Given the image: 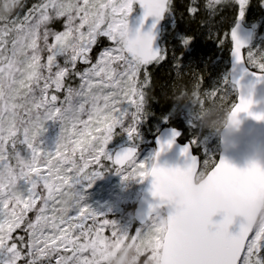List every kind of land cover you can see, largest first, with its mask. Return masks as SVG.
<instances>
[{
  "label": "snow or ice",
  "instance_id": "snow-or-ice-1",
  "mask_svg": "<svg viewBox=\"0 0 264 264\" xmlns=\"http://www.w3.org/2000/svg\"><path fill=\"white\" fill-rule=\"evenodd\" d=\"M238 2L243 16L247 0ZM225 3L210 0L208 7ZM137 5L144 15L134 27ZM21 7V0H4L0 11V264H44L53 256L55 264H100L94 257L103 256L110 244L125 242L150 247L161 256V264H264V229L240 225L232 234L230 220L224 218L213 228L183 232L175 227L179 209L169 214L167 226L160 223L156 201L183 168L158 163L148 167L135 147L116 155L107 150L117 127H123L129 139L137 136L149 66L167 58L153 47L156 23L148 31L144 27L149 18L158 22L171 10L172 0H38L13 18L11 13ZM189 12L197 13V7L191 6ZM102 38L111 43L94 60L93 51ZM232 39L238 61L254 62L258 78L264 80V59L255 60L250 52L245 55L246 45L235 32ZM81 64L87 67L81 70ZM76 79L79 84L73 87ZM240 84L236 83L240 94L230 107L232 116L254 115ZM218 93L221 101L230 95L225 87L208 93L209 99ZM50 120L62 123L55 151L43 149L39 139ZM179 135L160 143L157 158ZM20 144L30 150L29 158L16 151ZM183 155L190 160L184 168L206 169L215 189L240 198L264 194V167L256 163L245 170L226 160L209 159L201 165L190 146ZM105 161L125 179L154 178L155 202L145 218L147 227L135 236L121 232L114 221L85 205L77 189L85 180L90 187L107 167ZM21 180L27 183L23 192L18 188ZM69 187L76 197L71 211L65 212L61 196ZM209 214L206 210L205 219ZM105 229L110 235L104 234ZM17 230L23 234L14 237Z\"/></svg>",
  "mask_w": 264,
  "mask_h": 264
},
{
  "label": "trees",
  "instance_id": "trees-1",
  "mask_svg": "<svg viewBox=\"0 0 264 264\" xmlns=\"http://www.w3.org/2000/svg\"><path fill=\"white\" fill-rule=\"evenodd\" d=\"M235 1L226 0L225 4L217 5L212 9L208 7L209 0H195V5L193 0H172V9L165 15L161 37L162 53L167 55V58L159 64L149 66L150 83L145 89L144 113L137 126L136 138L128 140L126 146L138 148L140 154L146 150L154 151L153 140L157 133L166 127L174 128L181 134L180 143H191L194 154L201 158V163L205 162L202 158L205 156L202 154L203 147H208L217 139L219 140V136L202 128L199 117L192 110L191 105L178 104L176 98L191 94L195 90L208 94L227 87L230 95L226 100L221 101L218 93L217 97L211 100L208 95L207 99L201 98L200 103L201 105L215 103L223 108H230L235 103L236 91L228 81L230 33L237 24L245 26L240 17V6ZM251 1L253 0H247L243 8L242 17L246 16L247 19L252 10ZM3 2L4 0H0V11H2ZM21 3L23 7L11 13L13 18L17 14L22 16L33 4L38 3V0H21ZM260 3L264 5V0H260ZM235 4L238 5L237 8ZM191 6L197 7V13L189 12ZM137 11L136 6L132 13V21L137 16ZM203 13H211L213 18L203 16ZM256 19L264 27V11ZM234 22H236L235 25ZM249 27L246 28L256 29L257 34L261 32L259 25L255 23ZM187 37L192 39L185 45L183 40ZM261 37H264V32ZM109 44L106 38H102V43L94 49L93 54L100 52ZM246 64L256 72L255 68H251L247 62ZM81 67L87 66L81 64ZM60 129L62 131V123ZM59 138L53 147L54 151ZM214 150L213 160L216 163L219 146L215 145ZM104 163L107 167L102 169L103 171L113 170L114 167L109 168V164L106 161ZM135 205L136 202L132 203L125 212L131 214ZM132 227L129 236H135L138 231L146 229L134 222Z\"/></svg>",
  "mask_w": 264,
  "mask_h": 264
},
{
  "label": "clouds",
  "instance_id": "clouds-1",
  "mask_svg": "<svg viewBox=\"0 0 264 264\" xmlns=\"http://www.w3.org/2000/svg\"><path fill=\"white\" fill-rule=\"evenodd\" d=\"M240 87L245 98L251 101L250 111L254 115L241 112L233 117L230 108H223L215 103L201 105V98L207 99L208 94L198 90L176 98L178 104L191 105L202 128L219 136L220 148L224 153L241 147L256 150L264 144V140L245 127L249 117L264 121L255 118L257 115L264 116V95L255 86L241 82ZM122 179L134 180L131 177ZM75 197L74 188L69 187L64 191L61 201L65 212L71 211ZM156 202L160 205V223L164 226L168 224L169 214L177 209L182 210L175 227L183 232L191 233L204 227L213 228L219 223L214 220L217 215L230 220L228 230L237 221L251 230L264 229V194L255 198L233 197L212 186L206 169L183 168L164 186L162 195ZM206 210L210 214L205 219ZM94 259H98L100 264H161V256L150 247L131 242L110 244L103 256Z\"/></svg>",
  "mask_w": 264,
  "mask_h": 264
},
{
  "label": "rangeland",
  "instance_id": "rangeland-1",
  "mask_svg": "<svg viewBox=\"0 0 264 264\" xmlns=\"http://www.w3.org/2000/svg\"><path fill=\"white\" fill-rule=\"evenodd\" d=\"M237 1V2H236ZM235 2L239 4L238 0ZM210 2V0H209ZM252 10L250 12V17L247 19L246 16L241 17L242 23L249 27L254 23L259 25V34H257V30L252 28L254 32V39L252 46L245 52L252 53V56L255 57V60H260L264 58V37L262 33L264 32V27L260 25L257 21L256 17L259 18L261 13L264 11L261 8H264V5L260 3V0H253L251 1ZM240 6V5H239ZM217 7V6H216ZM238 5L235 4V8ZM220 8V7H218ZM203 16H207L209 18H213L212 14L203 13ZM202 16V17H203ZM254 17V18H253ZM236 22H234L235 25ZM172 25V24H171ZM250 28V27H249ZM109 43H111L109 41ZM99 51L96 54H93L94 60L95 57L98 56ZM251 68H256V65L252 61H247ZM78 67L83 69L81 65ZM73 87H77L79 84V80L76 79L71 82ZM63 96V94H61ZM87 119V117H84ZM128 121L126 120V124ZM61 122L60 121H47L45 128L46 131L40 136L41 147L47 151H54L53 147L56 145L58 138L61 133ZM129 136L127 132L124 130L123 127H117L114 133L113 140L107 146V150L114 155L116 150L126 146L128 142ZM215 145L219 146V140L217 139L214 143H211L208 147L204 146L202 149V158L207 161L209 159L213 160L214 156V147ZM16 151H19L21 156L24 158L30 157V150L27 148L26 145L20 144L17 145ZM155 151L146 150L139 153L138 158L142 162H145L148 167H151L153 163ZM109 164V168H113L111 162L106 161ZM202 165V163H201ZM118 167V166H117ZM127 167V166H126ZM104 169V168H103ZM130 170V169H129ZM102 171V175L98 177L95 182L89 187V181H82L80 184L77 185V189L82 192L84 195V204L90 206L95 212L99 214H103L109 220L114 221L116 223L117 228L124 233L130 234L132 227L133 219V212L131 214L126 213V208L130 206L132 203L137 202L142 192V188L144 186L145 180H132V181H125L122 179V175L117 174L115 168L112 171ZM27 187V183L24 180L19 181L18 188L20 191H24ZM30 219H34V213L29 214ZM91 223V221H89ZM135 223V222H134ZM147 225L142 226L141 228H145ZM17 234H23L20 230H17V233H14L13 236L15 237ZM105 235H110V229H105ZM44 264H55V257L53 256L50 260L44 262Z\"/></svg>",
  "mask_w": 264,
  "mask_h": 264
},
{
  "label": "water",
  "instance_id": "water-1",
  "mask_svg": "<svg viewBox=\"0 0 264 264\" xmlns=\"http://www.w3.org/2000/svg\"><path fill=\"white\" fill-rule=\"evenodd\" d=\"M138 14L133 19L132 23L134 27L139 26V21L142 19L144 15V9L137 5ZM167 11L163 14L162 18L159 19V21H156V18H149L147 24L144 27L145 31H148L151 28V25L153 23H156V27L154 29V42L153 47L157 50H159L162 53L161 48V37H162V29L163 24L165 20V15ZM235 32L236 35L245 43L246 47L244 51L245 52L251 47L253 42V30L246 28L242 24H237L230 33V39H231V51L229 55V73H228V81L231 86L235 88L236 91V101L235 103H238V96L240 94V90L236 87L237 82H243L245 85L255 86L258 90V92L262 95H264V80H261L258 78L256 72L252 71L246 64V62H240L238 61L237 57L234 54V47H235V41L232 39V33ZM245 127L249 130H251L254 134L259 136L262 140H264V121H256L252 119L251 117L247 118ZM180 132L174 128H163L161 129L157 135L155 136L153 140V146H154V158H153V165L158 163L160 166L165 167H171V168H184L189 163L190 160L183 155V149L186 146H190V151L193 156H195L198 161L201 162V158L194 154L193 146L191 143H180V137L177 136L175 138V143L173 146L166 152L159 155L157 158V153L160 149V143L161 142H167L169 139L173 138V134ZM132 147V146H124L116 150L115 154L120 153L124 149ZM137 149V152L139 154V149ZM219 155L217 162L221 160H226L230 165L240 169L245 170L253 163L258 164L261 167H264V144L259 146L256 150H248L246 147H241L240 149L233 150L227 153L222 152L220 148V138H219ZM127 166V165H126ZM125 166V167H126ZM154 178L149 176L146 178L142 192L140 194L139 199L137 200V203L135 205L134 211H133V219L134 222L142 227L145 226V218L147 216V213L149 211L150 205L155 202V198L152 196V184H153ZM214 220L217 222H220L223 220L222 215H217L214 217ZM240 222L237 221L233 223L229 227V231L232 234H237L240 228Z\"/></svg>",
  "mask_w": 264,
  "mask_h": 264
},
{
  "label": "bare ground",
  "instance_id": "bare-ground-1",
  "mask_svg": "<svg viewBox=\"0 0 264 264\" xmlns=\"http://www.w3.org/2000/svg\"><path fill=\"white\" fill-rule=\"evenodd\" d=\"M206 22V21H205Z\"/></svg>",
  "mask_w": 264,
  "mask_h": 264
}]
</instances>
